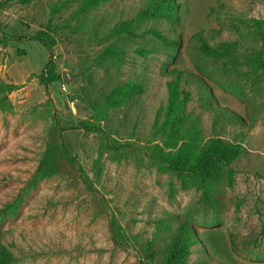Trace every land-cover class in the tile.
<instances>
[{"label":"rangeland","instance_id":"rangeland-1","mask_svg":"<svg viewBox=\"0 0 264 264\" xmlns=\"http://www.w3.org/2000/svg\"><path fill=\"white\" fill-rule=\"evenodd\" d=\"M85 1L0 4V34L48 32L60 75L48 89L40 83L38 75L49 59L41 43H0V78L19 86L8 95L13 109L0 110V207L24 196L17 214L0 220V241L14 253L15 264H151L138 247L150 240L165 249L177 219L190 223L201 240L192 248L188 264H264V72L255 76L244 63L250 48L259 45L248 22L264 19V0H177L176 24L139 17L143 0H109L89 8ZM123 22H130L139 34L154 27L179 44L169 46L148 33L133 38L116 33ZM196 32L212 46L236 42L239 71L225 74L231 62L202 56ZM110 44L126 51L122 61L112 65L111 74L121 81L144 78L147 87L116 110L108 125L118 130V140H131L142 152L121 160L105 155L97 181L93 162L100 136L78 127L92 114L80 90L91 77L103 83L106 73L96 58ZM171 68L200 76L212 91L213 104L236 117L217 118L203 101L201 87L183 83L191 93L188 113L200 119L204 135H220L245 148L232 163L233 185L217 186L215 208L199 202L194 185L183 188L171 171L151 166L145 155V146L155 139L153 125L162 120ZM64 71L70 82L63 80ZM53 115L64 128L65 144L97 191L87 190L73 171L46 178L27 191L46 149ZM113 217L127 235L123 246L113 238Z\"/></svg>","mask_w":264,"mask_h":264},{"label":"trees","instance_id":"trees-1","mask_svg":"<svg viewBox=\"0 0 264 264\" xmlns=\"http://www.w3.org/2000/svg\"><path fill=\"white\" fill-rule=\"evenodd\" d=\"M3 0H0V4ZM109 0H86V6L96 7L100 3ZM145 7L139 12V17L152 20L164 19L172 24L179 20L180 4L177 0H143ZM66 2H63L62 6ZM60 8L56 5L55 11ZM248 26L254 29V35L259 45L252 46L244 56V63L249 71L255 76L258 71L264 72V19H252ZM116 33H123L129 38L143 34H151L161 42L169 46H177L179 40L169 39L159 29L151 27L139 34L132 28L130 22H123ZM194 37L199 39V53L205 58L218 61L226 59L231 62L228 70L233 75L239 69L235 62L237 43L224 42L219 46H212L206 41L202 32H196ZM29 39L41 43L49 52V59L43 71L38 75L40 83L48 89V86L60 79L56 72V64L52 44L49 43V34L39 30L32 35L0 34V43L4 41H22ZM144 51V50H141ZM126 51L118 44L106 46L97 56L96 64L102 68L106 75L103 83L93 81L91 78L81 88L80 99L91 109V117L82 120L78 127L87 133H97L100 136L98 155L93 162L96 180L99 181L104 171V157L108 155L111 160L128 159L137 157L136 153L142 150L134 147L133 141L121 142L116 138L118 130L111 129L109 121L112 114L122 109L130 102L136 100L146 91L147 82L144 78L121 81L111 74L112 65L120 63ZM170 79L166 82L167 103L163 109L162 120L156 121L154 127V141L145 146V155L151 166L159 170L171 171L180 181L183 188L194 185L200 192L199 202L205 207L215 208L219 203L216 188L219 184L232 186L235 181V170L232 163L235 162L245 150L240 142H234L220 135H204L200 119L188 113V103L191 93L184 88L183 83L194 82L202 89V99L206 105L213 107L217 118H228L234 121L236 117L228 113L226 108L214 105L212 91L207 87L200 76L186 73L177 68H171L167 72ZM18 85L5 83L0 78V110L10 111L13 109L8 95L17 90ZM231 115V116H229ZM54 124L49 128L46 149L32 175L27 182V191L37 187L40 181L64 173L73 171L81 178L86 189L95 192L93 181L80 166L77 156L74 155L64 142V128L60 125L56 116L53 115ZM239 120V119H237ZM240 121V120H239ZM133 138V137H131ZM159 140V142H155ZM78 174V175H77ZM24 196H18L12 202L0 207V220L7 216L17 214ZM111 229L115 242L125 245L127 235L121 230L115 217L111 220ZM201 244V240L193 226L184 219H177V226L171 233L170 240L161 250L152 241L147 240L138 249L146 263L151 264H188V258L192 254V248ZM16 257L12 250L0 241V264H15Z\"/></svg>","mask_w":264,"mask_h":264},{"label":"water","instance_id":"water-1","mask_svg":"<svg viewBox=\"0 0 264 264\" xmlns=\"http://www.w3.org/2000/svg\"><path fill=\"white\" fill-rule=\"evenodd\" d=\"M62 78H63V80H64L65 82H70V80H71V77H70V75H69V73H68L67 71H64V72L62 73Z\"/></svg>","mask_w":264,"mask_h":264}]
</instances>
